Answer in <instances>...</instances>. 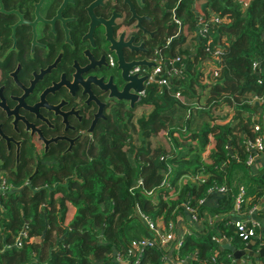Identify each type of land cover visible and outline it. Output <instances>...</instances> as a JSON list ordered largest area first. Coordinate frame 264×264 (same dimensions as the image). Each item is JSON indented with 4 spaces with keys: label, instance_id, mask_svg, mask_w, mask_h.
Wrapping results in <instances>:
<instances>
[{
    "label": "trees",
    "instance_id": "trees-1",
    "mask_svg": "<svg viewBox=\"0 0 264 264\" xmlns=\"http://www.w3.org/2000/svg\"><path fill=\"white\" fill-rule=\"evenodd\" d=\"M35 1L2 3L6 9H23ZM148 4L160 32L158 59L164 69H180V76L171 77L168 86L147 84L132 108L117 104L97 125L93 139L58 155L54 165L36 174L25 165L17 170L13 164L0 165V264H130L136 259L164 264L165 248L146 247L138 257L132 253V241L143 238L136 227L144 229L140 213L168 226L170 217L186 207L201 215V201L220 188L228 190L222 213H229L240 185L246 190L241 211L248 214L256 205L249 197L264 189V176L252 175L248 143L264 135L256 130L254 104L264 100V0ZM212 13L230 22L208 24L204 35L196 36ZM10 31L0 13L3 43ZM218 46L219 77L208 75L203 82V66ZM226 107V116L216 115ZM142 108L148 112L136 116ZM220 228L229 232L236 249L250 243L234 224L224 221ZM215 237V229L186 236L176 250L178 259L237 264ZM253 241L254 249L264 250L260 229Z\"/></svg>",
    "mask_w": 264,
    "mask_h": 264
},
{
    "label": "flooded vegetation",
    "instance_id": "flooded-vegetation-1",
    "mask_svg": "<svg viewBox=\"0 0 264 264\" xmlns=\"http://www.w3.org/2000/svg\"><path fill=\"white\" fill-rule=\"evenodd\" d=\"M148 1L0 2L11 30L0 39L1 166L36 174L93 139L117 104H137L162 50Z\"/></svg>",
    "mask_w": 264,
    "mask_h": 264
},
{
    "label": "built area",
    "instance_id": "built-area-1",
    "mask_svg": "<svg viewBox=\"0 0 264 264\" xmlns=\"http://www.w3.org/2000/svg\"><path fill=\"white\" fill-rule=\"evenodd\" d=\"M244 7H247V5L245 4ZM174 21L177 23H181L180 21H178L176 16H174ZM229 22H230V20L227 17L220 18L218 15L212 13L210 23L208 22V23L202 25L200 27L199 32L196 33V36L204 35L203 33L207 31L206 28H207L208 24H212V25H214V24L218 25L219 24V25H221V24H226ZM208 43L209 44L212 43V40H209ZM221 49H222L221 46H218L215 49V52L212 56L213 60L207 61L204 64L203 72H204L205 78H204L203 82H207L206 78L208 75H212L214 79L219 77V71H218V68L216 67V64L214 62L216 60H219V55L221 54ZM194 53H195V49H194ZM175 61L179 62L180 60H179V58H177ZM156 63H157V65L152 70V72L148 78L147 84L157 83V84L162 85V86H168L171 77H177V76H180V74H181V70L178 68H172V69L166 68V69H164V65H163V62L161 59L156 60ZM206 66H211L210 72H208V73H205V67ZM254 67L255 68L257 67V63H255ZM144 94H145V90L140 93V97H142ZM176 97L181 98L182 97L181 93H177ZM258 100L264 101L263 99H258ZM256 130L259 132L262 131L261 126L257 125ZM248 149L250 151H252V155L249 157V160H248V165L251 166L255 162L258 155L264 151V135L258 136L255 142H249L248 143ZM1 179L3 180V178H1ZM2 184L6 185V182L3 181ZM215 192L227 194L228 190L226 188H220V189H217L215 191H212L211 194H213ZM245 194H246L245 188L240 187L238 197L236 200V204H235L236 210L239 211L240 213L242 212L241 207H242V204L244 203ZM205 202L206 201L203 200V201H201V204H203ZM185 210L191 214L193 223L198 224L200 222L201 217L199 215V212H197V210L189 208V207H186ZM260 211H261L260 206H258V204H256L248 214L250 216H254V215L258 214ZM140 219H141V224L143 225V227L145 228V230L147 231V233L149 235L143 237L142 239H140L139 241L134 243V245L132 247L133 248L132 253L135 255V257H138L141 250L145 249L146 247H154V248L155 247H161V248H165L168 250L169 244L174 243L176 241L173 226L171 223H168V226H165L164 224L162 226L159 224V222L156 223V222L152 221L150 218L143 215L142 213H140ZM232 224L235 225L238 235L245 242H250L253 238H256L258 236V229H260V224L257 221L244 222V221L239 220L236 222H232ZM185 237L186 236H182L178 239L177 245H176L177 250L182 246ZM214 239L221 243V239H219L217 237H215ZM17 245H20V243L18 242ZM168 259L169 258L167 255L164 263H167V264H179L180 263L181 264V263L186 262V261H181L180 259H178V257H176L175 261H173V262H168ZM130 264H139V259H136L134 262H131Z\"/></svg>",
    "mask_w": 264,
    "mask_h": 264
},
{
    "label": "crops",
    "instance_id": "crops-1",
    "mask_svg": "<svg viewBox=\"0 0 264 264\" xmlns=\"http://www.w3.org/2000/svg\"><path fill=\"white\" fill-rule=\"evenodd\" d=\"M210 69L211 66H206L205 73L210 72ZM254 104L257 110V114L255 115V117L259 121V124L262 128V132L264 134V101H257ZM251 169L253 176H264V151L258 155L255 162L251 165ZM240 187L244 186L240 185L239 188ZM225 196L226 194H222L219 192H215L210 195V197L205 202V209L202 210V213L200 215L201 219L198 224L193 223L191 214L186 210H184L183 212L174 213L170 217L169 223H171L173 226L176 241L174 243L169 244L168 246V262L175 261L176 257L178 256V254L176 253V245L180 237L195 235L197 232H200L203 229H209L210 231H213L215 229L216 237L221 239V246L223 249H226L224 247L225 243L230 244L232 247H234L231 243L232 239L231 237H229V232L226 229L220 228L221 223L224 221H226V223L228 224L239 220L244 222L257 221L260 224V231L264 233V189L256 190V192L249 197V200L255 202L261 208V211L254 216H250L249 214H245L244 212L240 213L236 210V206L232 212L222 213V203ZM256 217L258 219H256ZM144 233V230L140 232L143 237L146 236V234ZM261 235L263 234L261 233ZM254 244L255 242L252 239L245 249H236L234 247V251L230 250L232 252L234 261L237 264H264L262 262L264 253L261 254V252L264 250L254 249ZM249 247L250 249H248ZM237 251H248L254 255L250 256L249 254H244L240 258V260H238L234 255ZM181 264L188 263L184 262Z\"/></svg>",
    "mask_w": 264,
    "mask_h": 264
},
{
    "label": "water",
    "instance_id": "water-1",
    "mask_svg": "<svg viewBox=\"0 0 264 264\" xmlns=\"http://www.w3.org/2000/svg\"><path fill=\"white\" fill-rule=\"evenodd\" d=\"M2 0H0V2H1ZM148 81V77H143V78H139L138 79V85H137V87H136V89H135V92H136V96H135V100H137L139 97H140V93L141 92H143L144 90H145V87H146V82ZM127 90V89H126ZM125 90V91H126ZM256 219H258L257 217H256ZM224 247L226 248V249H229V250H231V251H234V247H232L230 244H227V243H225L224 244ZM248 249H250V247L248 248ZM264 253V251H262L261 252V254H263ZM244 254H249L250 256H252V255H254V254H252L251 252H248V251H237V252H235V257L238 259V260H240V258L244 255Z\"/></svg>",
    "mask_w": 264,
    "mask_h": 264
},
{
    "label": "rangeland",
    "instance_id": "rangeland-1",
    "mask_svg": "<svg viewBox=\"0 0 264 264\" xmlns=\"http://www.w3.org/2000/svg\"><path fill=\"white\" fill-rule=\"evenodd\" d=\"M229 110H230V109H229L228 107H226L223 111H220V112L216 113V115L222 118V116H226V114L229 112ZM144 111H145V112H148L147 109H143V108H142V109H138V110L136 111V116H138V117L141 116L142 113H143ZM145 112H144V113H145ZM136 224H137V223H136ZM159 224L163 226V222H159ZM136 227L138 228V230H139L140 232H142V230L145 229V228L142 229V228L139 227V226H136ZM140 237H142V236H140ZM136 242H137V241H134V242L132 241L133 244L136 243Z\"/></svg>",
    "mask_w": 264,
    "mask_h": 264
}]
</instances>
